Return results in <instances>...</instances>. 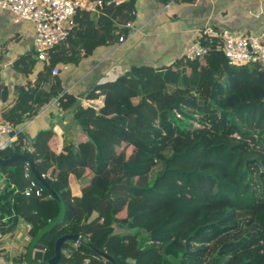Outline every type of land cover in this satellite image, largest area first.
Instances as JSON below:
<instances>
[{"label": "trees", "instance_id": "1", "mask_svg": "<svg viewBox=\"0 0 264 264\" xmlns=\"http://www.w3.org/2000/svg\"><path fill=\"white\" fill-rule=\"evenodd\" d=\"M102 2L97 12L79 11L72 34L50 52L33 83L14 89L15 99L2 112L16 128L52 101L61 112L73 107L76 132L53 123L31 142L23 134L0 151L4 160L30 154L64 205L62 219L36 244L34 263L49 261L60 237L77 235L82 243L65 241L57 264H110L87 243L116 264H152L158 258L170 264H264V65L230 66L222 40L202 35L203 57L133 67L88 92L87 99L103 97L100 108L82 106L51 71L129 36L123 25L133 20L136 0ZM35 64L34 56H23L13 68L28 76ZM7 94L0 88V102ZM28 144L30 152L24 149ZM187 146L235 161L238 178L208 160L190 173L196 196L179 188L169 165ZM0 172L15 176L23 191L38 183L20 162ZM31 190L32 195L19 194L23 209L18 215L0 219V237L15 236L23 226L24 242L8 264H26L30 241L59 214L57 199L39 183ZM199 198L228 203L235 198L240 206H228L218 219L187 234L188 216ZM140 202L150 208L137 223L139 216L132 215Z\"/></svg>", "mask_w": 264, "mask_h": 264}, {"label": "crops", "instance_id": "2", "mask_svg": "<svg viewBox=\"0 0 264 264\" xmlns=\"http://www.w3.org/2000/svg\"><path fill=\"white\" fill-rule=\"evenodd\" d=\"M164 2L136 0L132 11L133 26L123 43L98 46L90 55L81 57L77 64L55 67L59 69V74L53 77L60 79L63 91L74 96L82 106L91 107L89 103H98V109L103 105L102 96L86 98L96 85L113 81L133 67L158 68L171 65L184 55L200 29H228L242 36L257 35L264 30V0ZM33 36L34 27L30 22L16 24L9 12L0 10V88H6L8 92L6 101L0 102V112L15 99L14 89L28 82L33 83L44 68L45 64L37 60L28 76L13 68V63L20 57H35ZM56 104V101H52L43 106L37 116L23 124L28 143L39 131L48 130L53 123L64 131H77L71 112L73 107L61 112ZM22 191L15 176L8 177L0 172V219L3 222L10 216L18 215L23 209L19 200ZM1 236L0 264H8V258L18 252L24 242L23 226L15 236Z\"/></svg>", "mask_w": 264, "mask_h": 264}, {"label": "built area", "instance_id": "3", "mask_svg": "<svg viewBox=\"0 0 264 264\" xmlns=\"http://www.w3.org/2000/svg\"><path fill=\"white\" fill-rule=\"evenodd\" d=\"M103 4L102 0H0V10L9 12L16 24L30 22L33 25L34 55L37 61L46 64L54 47L72 34L79 11L97 12ZM132 14L134 15V12ZM132 26V22L123 25L127 29ZM202 35L222 40L224 57L230 66H252L257 63L264 65V30L257 35L242 36L228 29L205 27L197 31L196 38L186 48L183 55L186 59L192 60L206 55L207 50L200 41ZM118 42L123 43L124 37L120 36ZM58 74L59 69L53 68L51 75ZM89 105L97 109L98 103L91 102ZM23 134L24 125L13 127L3 119L0 112V151L12 147ZM24 149L27 152L32 150L29 144ZM36 186L38 183H32L31 187L21 194L32 195L31 189ZM40 193V189H37L34 194L39 197Z\"/></svg>", "mask_w": 264, "mask_h": 264}, {"label": "rangeland", "instance_id": "4", "mask_svg": "<svg viewBox=\"0 0 264 264\" xmlns=\"http://www.w3.org/2000/svg\"><path fill=\"white\" fill-rule=\"evenodd\" d=\"M176 158L169 165L172 170V174L179 188L187 190L190 194L196 196L195 189L193 187V181L190 178V173L194 168L203 164L204 162L211 160L215 163L217 167H222L228 171L235 179L238 178L240 172V166L233 160L227 157H220V153H209L203 150H197L196 147L187 146L176 152ZM231 184L230 186L233 190H236V185ZM227 195L226 193H224ZM229 202V201H228ZM227 201H222L219 198L211 201H203L198 199L188 216V224L186 228V233H190L196 226L214 221L218 219L223 211L230 205L240 206V203L234 198L233 201L228 203ZM150 208L146 202H140L135 208L132 217H138L137 223L143 221L145 213ZM6 241V239H5ZM152 264H170L169 261H164L162 258L156 259Z\"/></svg>", "mask_w": 264, "mask_h": 264}, {"label": "water", "instance_id": "5", "mask_svg": "<svg viewBox=\"0 0 264 264\" xmlns=\"http://www.w3.org/2000/svg\"><path fill=\"white\" fill-rule=\"evenodd\" d=\"M13 162H20L23 164H26L29 168V171L31 173V175L35 178V180L45 189L47 190L50 195L57 199L58 204H59V214L58 216L52 220L43 230H41L39 233H37L34 238L30 241L27 250L25 252V262L26 264H35L33 259H32V253L33 250L35 249L36 244L39 242V240L41 239V237L47 233L49 230H51L63 217V213H64V205L62 200L59 198L58 194L56 192H54V190L51 188V186L46 182V180L44 179L43 176H41L34 165V161L33 158L29 155V154H18V155H14L8 159H1L0 158V167H6L9 164L13 163ZM73 241L75 243H82V238H80L77 235H65L60 237L59 239H57L56 243H55V247H54V255L53 257L42 264H57L60 260V254H61V245L67 241ZM88 248H90V250L104 258L105 260H107L110 264H116L115 260L113 258H111L109 255H107L106 253L100 252L98 251L96 248H94L91 244L87 243L86 244Z\"/></svg>", "mask_w": 264, "mask_h": 264}]
</instances>
